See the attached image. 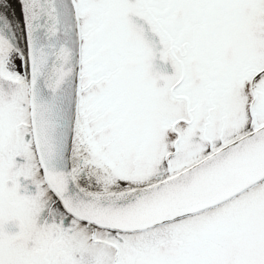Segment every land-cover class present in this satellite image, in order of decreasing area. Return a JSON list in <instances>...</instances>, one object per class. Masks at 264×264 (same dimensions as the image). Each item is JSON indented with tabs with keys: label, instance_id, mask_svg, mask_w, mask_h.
Wrapping results in <instances>:
<instances>
[{
	"label": "snow or ice",
	"instance_id": "1",
	"mask_svg": "<svg viewBox=\"0 0 264 264\" xmlns=\"http://www.w3.org/2000/svg\"><path fill=\"white\" fill-rule=\"evenodd\" d=\"M0 264H264V0H0Z\"/></svg>",
	"mask_w": 264,
	"mask_h": 264
}]
</instances>
